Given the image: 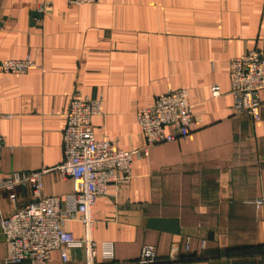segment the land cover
I'll list each match as a JSON object with an SVG mask.
<instances>
[{"label": "crops", "instance_id": "obj_1", "mask_svg": "<svg viewBox=\"0 0 264 264\" xmlns=\"http://www.w3.org/2000/svg\"><path fill=\"white\" fill-rule=\"evenodd\" d=\"M254 49L264 51V0H0V178L63 161L75 94L102 100L93 117L97 139L140 151L138 113L184 88L199 123L186 139L137 154L133 178L98 198L96 264H139L148 245L158 253L154 264H264V254L227 255L264 246V203L257 205L264 201V90L257 122L234 111L230 94V61ZM27 58L36 65L26 74L2 71L4 60ZM15 192L14 202L0 190V264H15L1 221L34 199L30 186ZM72 192L71 179L44 175L43 195ZM65 227L85 235L79 221ZM68 258L53 251L49 264H85L82 248H70Z\"/></svg>", "mask_w": 264, "mask_h": 264}, {"label": "built area", "instance_id": "obj_2", "mask_svg": "<svg viewBox=\"0 0 264 264\" xmlns=\"http://www.w3.org/2000/svg\"><path fill=\"white\" fill-rule=\"evenodd\" d=\"M100 0H67L70 6L99 3ZM35 63L30 59H7L1 64L4 73L26 74ZM230 94L236 113H245L254 122L261 120L264 90V51L254 49L246 55L230 61ZM214 97L221 96L218 84L211 86ZM102 113V100L75 94L66 113L63 133V161L54 168L15 172L0 178V190L10 191L16 201V187L30 186L34 199L15 213L2 220L8 246V261L20 264H49L51 253L59 251L67 263L68 250L79 247L84 250L85 264H96L98 243L93 238L96 221L92 211L100 196L107 195L109 188L119 187L133 178L132 163L135 156L158 144L186 139L199 123L187 89H173L156 98L151 107L142 109L137 116L146 143L140 151H124L116 143L104 138L97 139L93 117ZM172 129L168 132V129ZM4 141L0 137V158ZM58 172L62 179H71L73 192L64 199L60 196L43 195V177ZM67 204L63 208V203ZM264 201L259 200L258 206ZM66 221H79L85 235L77 238L65 227ZM206 242L202 243V247ZM189 242L186 249L189 250ZM180 249L174 246L170 260L177 261ZM158 260L155 247L148 245L142 250L139 264H154Z\"/></svg>", "mask_w": 264, "mask_h": 264}, {"label": "trees", "instance_id": "obj_3", "mask_svg": "<svg viewBox=\"0 0 264 264\" xmlns=\"http://www.w3.org/2000/svg\"><path fill=\"white\" fill-rule=\"evenodd\" d=\"M257 254H264V246H245L236 249H231L228 252V256H233L236 258L255 256Z\"/></svg>", "mask_w": 264, "mask_h": 264}, {"label": "water", "instance_id": "obj_4", "mask_svg": "<svg viewBox=\"0 0 264 264\" xmlns=\"http://www.w3.org/2000/svg\"><path fill=\"white\" fill-rule=\"evenodd\" d=\"M35 17H37V14H35Z\"/></svg>", "mask_w": 264, "mask_h": 264}]
</instances>
